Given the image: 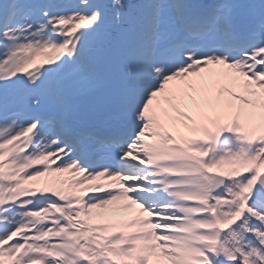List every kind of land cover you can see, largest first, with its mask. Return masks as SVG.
<instances>
[{"label": "rangeland", "instance_id": "obj_1", "mask_svg": "<svg viewBox=\"0 0 264 264\" xmlns=\"http://www.w3.org/2000/svg\"><path fill=\"white\" fill-rule=\"evenodd\" d=\"M31 1L0 0V30L2 28L1 21L4 22L11 8L15 7L14 10L19 9L20 5ZM165 1L145 0L148 7L155 5V8L149 10L147 7H144L142 8L143 14L139 11L137 16H144L147 18V22L151 18L158 20L159 16L171 9L167 1ZM195 1L198 2V0H189V2ZM237 2L236 0L233 3ZM99 3L101 4L102 2L100 1ZM240 3V5L235 7L231 4L229 5L227 2H223L213 8L215 13L219 11L223 14L222 19L213 23V27L204 34L205 36L203 37L208 41L205 46L202 44L201 48L197 47L195 49L196 53L194 57H199L202 54L208 57L214 55L216 51L223 50L225 58L219 57L223 58L226 64H232L245 57L254 58L257 65L252 68V73L247 74L246 77L254 80L253 87L255 88L253 94H257L258 101L261 103V110L258 112L257 118L260 115V119L264 120V72L261 73L264 70V2L242 0ZM117 5L121 10V14L116 16L115 13V19L104 14L106 9L100 11L101 7L98 9L99 12L94 11L100 14L91 15L89 18L79 15L75 17H72V15L61 17L63 24L60 31L67 34L64 49L67 48L66 52L68 54H70L72 49L77 50L79 48L81 49L80 52L84 49L83 53L86 54L88 52L87 47L95 48L93 55H87L88 63H92L93 68L96 69L94 72H82L79 63L71 57L67 68L62 70L59 63V55L56 52L57 48L45 41L44 37L39 34L36 26H27V21L24 19L19 20L21 27H12L10 25L8 29H5L3 32L1 31L0 36L4 37L7 41L4 42L5 48H0V101L12 103L11 110L12 108L23 107L32 114H54L58 117L65 116L66 112L73 107L74 110L68 118L75 121L78 126H100V117L120 112L124 105L123 99L129 98L139 103L141 101V93H144L143 89L147 95H151L150 99L160 94L158 92L155 94L156 83L159 79L155 77L154 70L150 66H142L141 61L145 57L150 59L154 47L160 50L157 43L160 42V38L158 37L162 36V34L155 32L151 36L148 47L137 48V44L132 39L131 27L128 23V26L126 25L127 29L122 34H119V32L115 33L116 45L114 41L110 45L115 47L120 45L121 51L119 53L111 54L112 52H107L106 48L100 49L106 47V45H104L103 40H100L102 35L99 28L103 24L112 22H115L116 27L119 24L122 26L123 23H126L125 16L134 14L129 5L122 4L121 2H118ZM119 19H122V22ZM54 20H58V18ZM225 22L234 28V32L237 31L238 33L239 31L240 34H247L248 38H251L245 50L238 52L232 49H225L221 47L220 42L218 43L219 36L222 34L220 27L225 26ZM156 26L162 28V24L151 22L147 26L148 29H146L149 33H152ZM78 27H82L90 36L85 37V35H82V37L76 38V40H70L69 33ZM64 29L65 31H63ZM134 32L137 33L138 37L140 36L138 35L139 31ZM134 37L136 38V34ZM197 41L203 40L202 38H194V42ZM0 44L2 45L1 41ZM81 44L85 46L81 47ZM139 49L143 51L135 55L139 52ZM110 50L112 49H108V51ZM134 56L136 57L137 66L133 71V76L136 81L142 79L143 86H139L141 93H130L128 95L129 87L127 82H129V79L126 80L124 74L129 72L130 63L134 60ZM241 63L244 67L247 65L248 68H251L247 62L242 61ZM42 65H45L47 70L59 74L58 77L61 84H58V88L60 93L70 94L71 96L73 94L78 99L73 101L71 97L70 100H67L69 104L66 106L55 103L46 92L47 84L50 81L45 71L41 70L40 66ZM105 65L113 66L102 75L101 72L103 71L101 68ZM118 67L121 69L118 70ZM142 67L145 69H142ZM139 70L145 73L136 75ZM246 71L241 69L242 73ZM178 72H181V70ZM233 73L238 75V72L234 70ZM192 76L195 77L194 80L196 79L198 82L203 83L204 86V74L196 71ZM146 80L150 84L153 83L154 92H152L151 85H145L144 81ZM247 84L250 87V83L247 82ZM121 86L122 90H120ZM20 89L22 90L21 97H14V94L19 92ZM7 95H11L12 97H8ZM183 100H190V95L187 91L184 93ZM5 104L3 103V106ZM165 104L167 103L165 102ZM167 107H170V105H166L165 109ZM190 107L191 111L189 112ZM10 109L5 110L11 111ZM195 109L197 107L192 102L185 109L188 112L185 110L181 111V116L191 120ZM9 120H13V123L6 127L1 126L0 133H5L11 127L12 134H10V137L13 139L21 138L26 133V131L21 129L22 126L20 124L22 122L18 121V119ZM114 122L117 126L123 124L125 127V122L121 121L122 123H117V120ZM215 122L213 116L208 117V123L211 125L215 124L216 126ZM169 125L170 121L164 117L163 128H168ZM144 127V125H141L139 132L142 138L147 137ZM39 132L41 134H51L52 131L40 128ZM243 132L239 131L242 137L241 141L234 140L235 137L231 138L230 136H233V133L228 132L227 135L221 137V139L228 137L225 143L217 147L212 144L210 135L208 136L209 138L206 137V134H208L206 131L198 140V142H201L203 149L205 147L215 149L210 159L218 157L227 159L228 156L232 157L231 153L235 151L234 154L236 155L233 156V162L241 161L244 162V165L236 168L232 164L233 162H231V166L226 164L225 169H216L212 167L213 160L212 162L197 161L198 165H203V168L200 167L198 171L197 178L205 189L202 196L204 199L203 205L206 210L205 214L209 215V218L211 217L214 228L210 236L211 243L208 238L203 237L201 238L202 240L196 241V244L194 243L191 246L195 248L194 254L196 259H191V262L194 264H264V201L256 202L253 199L252 192L257 175L264 172V137L261 139L248 138L245 132ZM140 136L137 135L123 148L109 149V151H117V154L127 158L129 163L120 164L116 163V161L112 162L110 159H100L104 158L102 156L98 158L93 157L98 166L107 164L109 167L113 166L114 169L119 170L118 174L111 175L117 181V186L115 187L139 211L137 216H133L130 221L127 218H122L123 221L121 222V217L123 216H116L112 226H100L101 228H90L86 224L85 215L79 213L76 209L72 210L68 205L61 207L64 211L60 213L59 209H54V206H56L54 202L39 203L40 193L39 190L35 189H37L36 186L39 189L44 186L46 176L39 178L38 185H31L30 180L27 179L29 176L27 178H23L22 175L20 176L21 167L24 164L21 165L18 160H13L15 150L20 149V146L35 145L37 147L42 144L43 137L35 134L31 136L26 135L23 139L25 141L21 142V144H16V146L11 144L10 146L7 145V147L6 145L3 146V144L9 143L10 138L0 141V169L5 173L11 163L17 166L15 170L11 168L8 170L7 177L8 180L11 178L12 181L18 182L7 185V187L13 188L17 186L19 189L14 194V197L9 200H4L0 197V203H5L4 206L1 205L2 207H0V264H162L163 262L174 264L172 260H167V258L169 259L167 255H169L171 239H166L165 245L168 246L167 248L162 247L163 234L161 232L166 230L164 225L167 223L180 221L184 223L185 221H189V223L201 226V221L197 218L188 217L186 219L181 217L179 210L163 204L168 200V196L174 197L177 194L174 190L175 183L173 182L160 181L167 189V192H165L167 194L166 197L161 200L162 204L145 202L146 199L140 197L144 194L148 198H154L158 194L157 191L151 190L148 183V174L141 170L142 163L145 162V156L142 151H138L141 141ZM29 137H31V140H29ZM49 140L53 142H47L49 145L58 144L52 136ZM52 146V149L48 151L49 157L46 158L48 161L50 159L55 160L56 158L54 156L56 149ZM100 148L105 147L98 146V149ZM96 152L97 150L94 151V155ZM8 155L12 157L9 160L10 162H6V159H4ZM130 155L135 158H133V163L132 161L130 162V158L128 157ZM27 156H24L23 159L25 163L35 164L40 161L38 154H35L33 157L32 155L30 157ZM59 156L64 161L69 162L63 153L59 154ZM136 162L139 167L136 166ZM162 162V160L158 161L154 168L157 167L156 169L169 174H175L179 170V167L167 166L162 164ZM74 164L77 169L81 168L79 164ZM99 169L101 168H95L85 174L99 172ZM104 174L105 176L110 175L109 173ZM247 180H252L249 188L246 187ZM131 188L134 191L130 192L128 190ZM94 191L97 192L96 190ZM24 192H27V194ZM91 200L92 198L90 197ZM30 202L34 203L33 208L22 206V204ZM85 203H88V200ZM150 203L153 205L152 207H149ZM19 206H22V208ZM148 208L152 209L148 211ZM50 210L51 212L47 217H42L43 215L39 213ZM69 210L72 211L70 212ZM158 212L164 213V215H157L158 217L156 218L155 214H159ZM158 219L160 226L155 225V220ZM203 243L206 246L203 247L201 245ZM48 251L55 253L54 258L57 259L48 257L49 253L46 254ZM58 257L65 258V260L59 261Z\"/></svg>", "mask_w": 264, "mask_h": 264}, {"label": "bare ground", "instance_id": "obj_2", "mask_svg": "<svg viewBox=\"0 0 264 264\" xmlns=\"http://www.w3.org/2000/svg\"><path fill=\"white\" fill-rule=\"evenodd\" d=\"M181 16L182 19H186L185 14ZM188 63L181 67L183 72L177 74L175 70L171 71L173 74L171 72L167 74L168 68L166 66L164 69H161L163 66L158 67L156 69L157 75L155 76L160 79V82L156 86L155 94L157 92L160 94L155 95L153 99L151 98L143 102L142 107L134 112V118L143 123L147 132V137L145 138H142L138 133V136L141 138L138 151H142L145 156V162L142 163L141 170L148 174V183L151 190L158 192L154 198H148L144 194L140 197H144L146 199L145 202L162 204L161 200L166 197L167 194L165 192H167V189L161 182H173L175 183L174 190L177 194L174 197L168 196V200L163 204L179 210L181 217L186 219L188 217L197 218L201 221V226L189 223V221H185L184 223H181V221L169 223L172 225L167 223L165 224L166 226L164 225L166 230L161 232L163 234L162 247H168L165 245L166 239L170 238V250L169 255H167L170 260L168 258L167 260H172L174 264H194L191 262V259H196L194 254L195 248L191 246L194 243L196 244V241L202 240L201 238L203 237L208 238L210 243L212 241L210 236L212 235L214 225L211 222V217L209 218V215L205 214L206 210L202 197L205 189L197 178L198 171L200 167L203 168V165H198L197 161L212 162L213 160V168L225 169L226 164L231 166L230 163L234 160L233 156L236 155L234 154L235 151H233L231 153L232 157L228 156L227 159L221 157L210 159L215 149H208L207 147L203 149L201 142H198L200 136L206 131L208 133L206 137L209 138L208 136H211L210 140L215 147L225 143L228 137L224 139H221V137L227 135L228 132H232L233 136L230 137H235L234 140L237 141H241L242 138L239 131H244L248 138L261 139L264 137V120L260 119V115L257 118L258 112L261 110V103L258 101L257 94H253L255 88L253 87L254 80L246 77L247 74L251 73L252 67H255L256 63H251L249 65L251 68L247 66L245 73L241 72V69H244L241 61L226 64L223 58L215 55L192 58ZM233 70L238 72V75L232 74ZM196 71H200L201 74L205 75V79L203 80L204 86L203 83L198 82L196 79L194 80L195 77L192 74ZM263 72L264 70L261 73ZM162 73L166 75H163L164 77L161 79ZM247 82L250 83V87H248ZM186 91L190 95V100L188 101L183 100ZM192 102L195 103L197 109L193 111V117H191L193 120H188V118H184L181 114L182 110H185ZM168 104L170 107L165 109ZM130 107H132L131 104ZM185 111L188 112L187 110ZM190 111L191 107L189 108ZM210 116H213L215 119L216 126L215 124L211 125L208 123V117ZM164 117L170 121L168 128H163L162 126ZM9 124V122L0 123V127H6ZM26 127L23 128L27 129ZM32 127L29 126V132H31ZM238 133L240 134L239 137ZM8 136L9 129L5 133H0V138ZM203 139L205 138L203 137ZM3 140H7V138ZM45 140H42V143ZM11 144L16 146L18 143L10 140L9 143L3 144V146L6 145L7 147V145L10 146ZM49 148L47 145H40L33 151V154L39 152L40 159L43 158L42 162L37 164L23 162V153L19 148L14 152L19 163L21 165L24 164L21 167L20 176L22 175L23 178L29 176L27 179L30 180L31 185H38L40 175H46L44 186L40 189L36 186L37 189H35L39 190L41 196L38 202L54 201L57 207L54 209H59L60 212L64 211L61 209L64 205L75 207L79 213L85 215L86 224L90 228L110 227L114 223L113 220H115L116 216H123L121 217V222L126 218L130 221L133 216H137L139 212L138 208L123 197V194L121 195L114 187L113 193L109 198L100 201L92 199L93 201H90V195L94 192L95 185H105L106 183H112L113 180L103 178L101 175L94 178L87 177L75 169L72 163H65L63 166H59V162L51 163L48 160L46 161L45 157H47ZM30 155L32 153H29L27 157H30ZM128 157L130 158V162L132 161L133 163L134 157L131 155ZM119 160L123 163H129V160H124L123 157L119 158ZM161 160L163 161L162 164L179 167V170L175 174H169L156 169L157 167L154 168L155 164ZM243 163L235 161L232 164L236 168H240L244 165ZM136 166L139 167L137 162ZM16 167L15 164L11 163L5 173L0 169V197L4 200L13 198L14 194L19 190L17 186L13 188L7 187V185H10L7 177L8 170L10 168L15 170ZM34 168L38 169L32 173ZM42 170L44 171L42 172ZM204 173L206 174V172ZM127 181L130 180L128 179ZM251 181H246L247 188L251 185ZM110 186H114L113 183ZM128 190L130 192L134 191L133 188ZM24 193L27 194V192ZM87 200L88 203H85ZM81 202L84 207L78 206ZM1 205L4 206L5 203H0V207H2ZM150 205L149 207L153 206ZM22 206L32 208L34 203L30 202L22 204ZM22 206L19 207L22 208ZM151 209L148 208V211ZM69 211L71 212L72 210ZM50 212L51 210L39 213L43 215L42 217H47ZM157 215L161 216L164 213L155 214L156 218L158 217ZM155 225L160 226L159 219L155 220ZM201 245L203 247L206 246L205 243ZM162 264L167 263L163 262Z\"/></svg>", "mask_w": 264, "mask_h": 264}, {"label": "water", "instance_id": "obj_3", "mask_svg": "<svg viewBox=\"0 0 264 264\" xmlns=\"http://www.w3.org/2000/svg\"><path fill=\"white\" fill-rule=\"evenodd\" d=\"M254 199L261 201L264 198V172L260 173L253 186Z\"/></svg>", "mask_w": 264, "mask_h": 264}]
</instances>
